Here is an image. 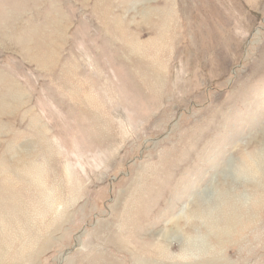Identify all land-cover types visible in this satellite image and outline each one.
I'll return each instance as SVG.
<instances>
[{
  "label": "rangeland",
  "instance_id": "374dc122",
  "mask_svg": "<svg viewBox=\"0 0 264 264\" xmlns=\"http://www.w3.org/2000/svg\"><path fill=\"white\" fill-rule=\"evenodd\" d=\"M0 264H264V0H0Z\"/></svg>",
  "mask_w": 264,
  "mask_h": 264
}]
</instances>
